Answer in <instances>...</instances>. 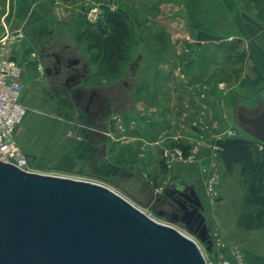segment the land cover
Wrapping results in <instances>:
<instances>
[{"label":"crops","instance_id":"crops-1","mask_svg":"<svg viewBox=\"0 0 264 264\" xmlns=\"http://www.w3.org/2000/svg\"><path fill=\"white\" fill-rule=\"evenodd\" d=\"M83 1L0 0V53L21 64L24 91L36 86L41 69L51 76L49 61L44 66L37 56L40 38L46 36L52 46L48 35L53 39L58 28L75 40L84 31V20L77 27ZM109 5L130 29L128 54L135 58L131 81L123 82L129 100L121 103L106 90L92 89L84 120H71L67 128L56 114L60 122L45 121L37 143L22 137L20 142L59 146L61 160L69 158L71 166L114 182L126 197L142 202L159 191L156 185L167 189L195 179L198 165L180 158L166 162L174 147L186 146L189 153L200 146L202 167H208L214 142L238 128L233 111L247 114L256 101L264 103V0H109ZM93 64L86 63L91 82ZM115 102L117 113L111 111Z\"/></svg>","mask_w":264,"mask_h":264},{"label":"water","instance_id":"water-1","mask_svg":"<svg viewBox=\"0 0 264 264\" xmlns=\"http://www.w3.org/2000/svg\"><path fill=\"white\" fill-rule=\"evenodd\" d=\"M237 120L264 145V109L256 116L238 109ZM184 190L194 210L175 213L172 221L212 246L201 200L193 187ZM184 190H178L182 197ZM0 264L207 263L191 239L104 184L0 161Z\"/></svg>","mask_w":264,"mask_h":264},{"label":"rangeland","instance_id":"rangeland-1","mask_svg":"<svg viewBox=\"0 0 264 264\" xmlns=\"http://www.w3.org/2000/svg\"><path fill=\"white\" fill-rule=\"evenodd\" d=\"M106 8L111 9L109 0H84L78 7L77 27L80 28L84 21L85 27L88 23L94 24L98 22L105 14ZM112 11L118 12V10ZM95 16H97L96 21L94 20ZM53 30V27L47 29L45 34ZM87 38L83 31L75 40L74 36L64 28H58L55 37L53 39L50 38L49 41L52 42L49 43L52 44L50 46L52 50H56L62 56L79 60L81 62L80 67L85 68V74L88 73L89 68L88 66L86 67L87 61L90 60L94 63L92 72L95 80L91 82L85 77L78 87L69 88L66 86L64 78L47 77L43 69H41L38 74L40 78L38 82L36 81V86L25 89L23 93L26 98V102L23 105L27 108V115L17 128V133L19 143L28 156L30 163L46 175L76 178L106 185L125 197L155 221L196 238L205 259L209 261H216L220 252L224 253L226 249L237 247L244 254L245 264H264V207L254 205L248 201L250 180L252 179L242 176L240 166H236L232 172L228 173L219 159L216 147L211 150L212 162L208 166L209 168L205 165L202 167V161L200 160H202L203 149L200 150V146H195L196 150L193 148V151L192 149L189 151L188 154L190 155L191 153L193 156L191 160L185 163L191 167L198 165L199 169H195L192 173L195 175V179H189L188 184H167V189L165 184L160 187L156 185L158 192L153 191L150 197L147 195L142 202H138L126 197L114 182L92 176L87 169L83 170L71 166L69 158L61 160L57 153L58 150L56 151L59 146L22 145L20 137L27 139V141L29 140L33 144L37 143L45 121L52 123L55 120L60 122V120L54 119L53 116H56V114L61 116L63 119L61 123L67 128L70 127L69 122L71 120H84L86 118L84 111L85 100L92 89L98 91L106 90L111 96H115V101H118V99L122 100L121 103L124 102V99L126 101L129 100L130 93L123 88V82L126 80L131 81L129 66L134 62L135 58L134 55L128 54V45L132 41L130 39V29L127 39L126 59L118 62L117 70L113 74H108L105 67H97L98 63H100V53L97 49L89 48L90 42ZM40 39L42 45L48 44H46V36ZM39 51L40 48H38L37 52L38 57L40 56ZM48 61L44 59L42 64L46 66ZM19 65L21 64L19 63ZM35 72L37 76L38 72ZM118 104V102H115L111 111L113 110V112L117 113ZM263 109L264 103L258 100L252 107H248L247 115L256 116ZM237 110L238 108L232 113L233 119L236 121ZM237 124L236 136L254 138L248 128L242 126L239 122ZM258 143V149L264 152V145L261 142ZM44 150L47 152H44ZM44 154H47V156H44ZM213 175H216V184H212L210 181ZM185 186L195 187L198 192L203 205L202 216L205 218V224L210 240L213 242V247L202 242L197 235L191 233L184 223L172 221L173 214L179 212L172 199L168 197V193L171 190L182 191ZM224 245L225 247H223Z\"/></svg>","mask_w":264,"mask_h":264},{"label":"trees","instance_id":"trees-1","mask_svg":"<svg viewBox=\"0 0 264 264\" xmlns=\"http://www.w3.org/2000/svg\"><path fill=\"white\" fill-rule=\"evenodd\" d=\"M90 42L89 48L100 53V63L108 74L117 70L119 61L126 59L129 28L121 12L106 8L105 14L96 23H88L84 29ZM256 138L242 136L226 137L214 142L219 159L228 173L236 166L241 167V174L250 178L249 202L264 207V152L258 149ZM185 156L188 147L179 145Z\"/></svg>","mask_w":264,"mask_h":264},{"label":"built area","instance_id":"built-area-1","mask_svg":"<svg viewBox=\"0 0 264 264\" xmlns=\"http://www.w3.org/2000/svg\"><path fill=\"white\" fill-rule=\"evenodd\" d=\"M94 20H97V16L94 17ZM21 75V67L13 56L0 53V161L28 173L44 174L30 163L16 136L17 128L27 115V108L21 102L24 92ZM219 86L224 87L223 84H219ZM236 134V131L230 130L227 136L235 137ZM192 156L191 153L185 156L182 148L176 146L171 154H166V162L169 164L175 158L187 162L191 160ZM210 181L212 184H216V175H213ZM210 242L213 247V242L211 240ZM205 260L207 264H245L244 254L237 247L226 249L224 253L220 252L216 261Z\"/></svg>","mask_w":264,"mask_h":264},{"label":"flooded vegetation","instance_id":"flooded-vegetation-1","mask_svg":"<svg viewBox=\"0 0 264 264\" xmlns=\"http://www.w3.org/2000/svg\"><path fill=\"white\" fill-rule=\"evenodd\" d=\"M48 37L49 39L51 38L49 35ZM39 54L43 59L49 60V65L46 68L49 69L48 74L58 79L64 78L66 86L69 88H75L86 77L85 68L80 67L81 62L79 60L72 57H64L52 50L49 45H43ZM168 197L176 205L179 214H183L187 210H194V198L190 190H184L183 197L178 190H171L168 193ZM199 211L202 212V209Z\"/></svg>","mask_w":264,"mask_h":264},{"label":"bare ground","instance_id":"bare-ground-1","mask_svg":"<svg viewBox=\"0 0 264 264\" xmlns=\"http://www.w3.org/2000/svg\"><path fill=\"white\" fill-rule=\"evenodd\" d=\"M181 233V232H180ZM192 233V232H191ZM181 234H183L184 236H186V237H188L189 239H191L196 245H197V247L200 249V251H201V247H200V244H199V242L196 240V238H193L191 235H189V234H187V233H181ZM194 234V233H193ZM202 241V240H201ZM203 242V241H202ZM202 252V251H201Z\"/></svg>","mask_w":264,"mask_h":264}]
</instances>
